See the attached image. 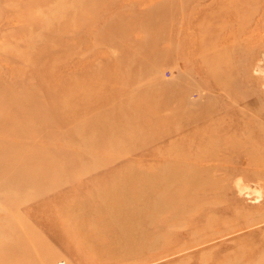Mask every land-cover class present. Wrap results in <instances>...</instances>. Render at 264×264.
Segmentation results:
<instances>
[{"label":"rangeland","instance_id":"obj_1","mask_svg":"<svg viewBox=\"0 0 264 264\" xmlns=\"http://www.w3.org/2000/svg\"><path fill=\"white\" fill-rule=\"evenodd\" d=\"M263 54L264 0H0V264H264Z\"/></svg>","mask_w":264,"mask_h":264},{"label":"bare ground","instance_id":"obj_2","mask_svg":"<svg viewBox=\"0 0 264 264\" xmlns=\"http://www.w3.org/2000/svg\"><path fill=\"white\" fill-rule=\"evenodd\" d=\"M260 56H261V55H260ZM259 62H260V61H259ZM258 64H259V63H258ZM260 64L262 65V66H261V65H260V66L262 67V70L264 71V54L262 55L261 63H260ZM260 66H259V67H260ZM125 76H129V75L125 74ZM141 76H144V74H141ZM256 116H257V115H256ZM21 178H22V177H21ZM27 179H28L27 176H25V177L23 178L24 182H26ZM22 182H23V181H22ZM24 182H23V183H24ZM237 182H238V181H237ZM241 182H242V181H239V182H238V187L240 188V190L245 189V186L247 185V184H242V183H244V182H242V183H241ZM250 188L252 189L251 186L248 187V189H250ZM246 189H247V188H246ZM253 190H254V191H257V192L261 191V190H257L255 187H254ZM253 190H252V191H253ZM250 191H251V190H250ZM257 192H255V193H257ZM259 198H260V197H259Z\"/></svg>","mask_w":264,"mask_h":264}]
</instances>
